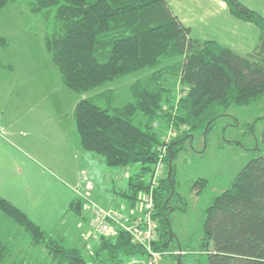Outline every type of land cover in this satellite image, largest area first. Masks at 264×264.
Instances as JSON below:
<instances>
[{"label":"trees","instance_id":"obj_1","mask_svg":"<svg viewBox=\"0 0 264 264\" xmlns=\"http://www.w3.org/2000/svg\"><path fill=\"white\" fill-rule=\"evenodd\" d=\"M18 1L41 17L46 47L70 89L86 92L161 65L147 82L132 83V101L116 106L115 92L105 89L77 101L73 117L83 149L102 155L108 165L140 164V171L130 175L131 207L136 210L140 193H151L152 218L158 226L153 250L181 257L172 249L170 215L177 194L173 161L187 137L206 129L208 133L230 106L264 99V15L242 0H223L234 17L259 28L257 48L243 55L218 39L194 37L168 0H0V9ZM0 41L6 43L2 36ZM171 58L174 61L167 62ZM173 128L181 134L169 135ZM156 164L165 165L166 175L154 179ZM199 185L207 186L208 180L198 179L194 188ZM82 196L69 205L79 215ZM130 208L117 210L135 214ZM0 209L32 243L45 245L49 255L36 263L26 257L12 259L14 241L0 235V264H105L149 255L124 229L112 237L100 236L99 248L87 254L2 195ZM200 229L199 249L207 255V264H264V154L251 158L230 185L203 206Z\"/></svg>","mask_w":264,"mask_h":264},{"label":"rangeland","instance_id":"obj_2","mask_svg":"<svg viewBox=\"0 0 264 264\" xmlns=\"http://www.w3.org/2000/svg\"><path fill=\"white\" fill-rule=\"evenodd\" d=\"M242 1L264 15V0ZM1 36L6 43L0 41V195L46 230L57 232L67 245L92 254L101 239L90 226L93 204L105 209L130 208V175L140 171V164L108 165L102 155L83 149L75 128L74 108L81 98L105 89L115 92L114 105H124L133 100L132 83L147 82L161 65L144 67L81 93L63 83L46 47L44 23L25 1L0 9ZM255 37L250 35L247 50L238 53H252L259 43ZM206 132L187 137L173 161L177 194L170 215L175 234L172 249L181 257L141 256L146 264H207V255L199 249L203 206L225 190L251 158L264 154V99L230 106ZM178 134L174 128L169 131V135ZM152 172L165 176V165L156 164ZM200 178H206L208 185L194 188ZM76 196L83 198L80 215L69 207ZM137 202L134 211L142 213ZM113 227L106 237L117 234L118 225ZM0 235L13 239L12 259L26 257L36 263L49 258L45 245L32 243L31 236L1 209ZM129 259L105 264H127Z\"/></svg>","mask_w":264,"mask_h":264},{"label":"crops","instance_id":"obj_3","mask_svg":"<svg viewBox=\"0 0 264 264\" xmlns=\"http://www.w3.org/2000/svg\"><path fill=\"white\" fill-rule=\"evenodd\" d=\"M168 2L183 22L191 26L192 35L201 40L204 39L201 35L206 34L208 38L218 39L222 44L240 52L242 49L246 51L250 45V35L255 34V38H259L260 33L254 24L234 17L223 0H168Z\"/></svg>","mask_w":264,"mask_h":264},{"label":"built area","instance_id":"obj_4","mask_svg":"<svg viewBox=\"0 0 264 264\" xmlns=\"http://www.w3.org/2000/svg\"><path fill=\"white\" fill-rule=\"evenodd\" d=\"M159 165L162 166V164ZM160 173L158 172V175L154 174L153 178H159ZM153 206L154 200L151 193L142 195L140 199V209L143 213L133 210L131 212H136L133 215L113 208L105 209L93 204L94 217L90 220V226L95 232V236L100 237L111 234L114 229L113 224H117L119 229L129 231L134 241L145 246L151 256L158 258L162 256V253L153 250L151 247L158 238L156 232L158 226L152 218ZM127 264H146V262L140 256H132Z\"/></svg>","mask_w":264,"mask_h":264}]
</instances>
